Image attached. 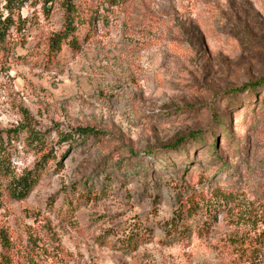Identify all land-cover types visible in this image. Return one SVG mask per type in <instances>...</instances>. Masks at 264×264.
Returning a JSON list of instances; mask_svg holds the SVG:
<instances>
[{
  "label": "rangeland",
  "instance_id": "374dc122",
  "mask_svg": "<svg viewBox=\"0 0 264 264\" xmlns=\"http://www.w3.org/2000/svg\"><path fill=\"white\" fill-rule=\"evenodd\" d=\"M41 2L23 4L0 64V131L27 112L55 156L27 198L0 209L16 256L32 234L48 250L41 264H264V0H76L95 22L52 63L65 12ZM16 145L20 173L36 157ZM216 188L233 201L215 204ZM198 202L210 212L170 232Z\"/></svg>",
  "mask_w": 264,
  "mask_h": 264
},
{
  "label": "trees",
  "instance_id": "16d2710c",
  "mask_svg": "<svg viewBox=\"0 0 264 264\" xmlns=\"http://www.w3.org/2000/svg\"><path fill=\"white\" fill-rule=\"evenodd\" d=\"M29 0H3L4 11H0V64L5 58H7L12 49L11 30L15 27L17 33H21L24 28L25 20L22 19L20 11L25 2ZM76 0H42L43 6L46 8L48 4L59 3L60 7L65 12L64 25L59 32L54 33L48 39V62L52 63V60L61 53L64 46H68L72 51H78L81 47V39L79 32L86 27L93 26L95 22V14L91 10L82 8V4L75 2ZM119 0H108L111 5H116ZM88 8V6H87ZM89 9V8H88ZM18 11L17 20L15 13ZM257 86L253 87L251 96L255 95ZM247 89V88H246ZM255 97V96H254ZM225 119L218 115L216 117V125L219 130L222 129V134L228 137L227 129H224ZM215 130L212 133L215 134ZM74 133L78 138L90 136H99V132L91 128H78ZM62 139L69 141L71 135L64 134ZM24 143V149L29 150L36 157L34 166L32 168L24 169L18 173L16 168L12 164L11 150H17L16 143L19 141ZM195 140L200 143L205 142V136L201 133L195 136ZM77 141V140H76ZM182 140L177 141V144H181ZM231 141V145H232ZM217 140H212L211 150H215L217 147ZM179 146L178 149H180ZM238 148V147H237ZM183 149V148H182ZM54 150L51 148L47 139L43 133L37 130L34 126V122L31 116L25 112L23 121L17 127L12 130L0 131V209L3 207L5 201L9 200H24L33 191V189L39 183L42 174L46 171L48 165L55 160ZM212 158H218L213 155ZM61 165V164H59ZM204 181V180H203ZM206 181V180H205ZM215 204H227L233 201L234 197L232 192L226 193L216 188V191L212 193ZM209 202H198L190 206V208L178 216L173 221L172 230L177 235L183 233L179 231L180 226L184 231H188L186 223L194 215H198L199 212L202 215L210 212ZM43 235L47 240L48 247L52 252V255H57L56 252H60L61 245L57 233L49 222L43 226ZM170 234V233H169ZM31 247L28 249L27 257L22 260L16 256L12 242L5 232L0 231V264H41L40 259L42 255H47V247L40 245L44 240L41 236H35L32 234L29 236ZM45 243V242H44ZM38 256V260H36ZM43 260V259H42Z\"/></svg>",
  "mask_w": 264,
  "mask_h": 264
}]
</instances>
